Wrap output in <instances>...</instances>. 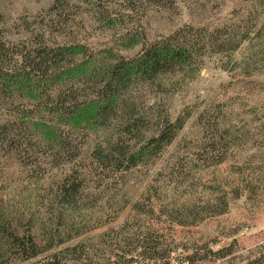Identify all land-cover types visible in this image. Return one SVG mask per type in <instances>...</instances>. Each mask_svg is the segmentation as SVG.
<instances>
[{
	"label": "trees",
	"instance_id": "obj_1",
	"mask_svg": "<svg viewBox=\"0 0 264 264\" xmlns=\"http://www.w3.org/2000/svg\"><path fill=\"white\" fill-rule=\"evenodd\" d=\"M253 2L245 18L238 10L213 27L184 25L142 43L131 56L54 45L34 31L31 40L13 43L0 28V158L20 167L32 186L25 207L0 201V264H264V241L244 251L235 243L212 250L205 243L164 240L154 227L200 221L194 209L179 218L162 211L168 176L184 164L224 163L248 142L247 126L227 122L224 104L213 100L195 116L198 138L189 139L192 151L182 154L188 161L179 155L170 168L152 172L193 113L173 117L155 96L139 101L133 95L168 93L178 76L195 74L210 56L231 57L236 71L242 61L233 56L244 44L255 41L264 55V0ZM126 44L136 46L139 39L131 36ZM244 64L241 73L250 77ZM237 164L243 173L241 187H234L238 197L252 192V175L264 178V170ZM141 178L148 181L146 194L132 201L124 199L127 192L119 194ZM226 196L206 203L214 216L225 212Z\"/></svg>",
	"mask_w": 264,
	"mask_h": 264
},
{
	"label": "rangeland",
	"instance_id": "obj_2",
	"mask_svg": "<svg viewBox=\"0 0 264 264\" xmlns=\"http://www.w3.org/2000/svg\"><path fill=\"white\" fill-rule=\"evenodd\" d=\"M253 1L58 0L55 8L50 9L54 0H0V28L7 41L13 43L31 40L30 31H34L44 33L45 39L54 45L80 44L94 54L112 48L120 51L121 55L131 56L142 43L166 36L184 25L213 27L233 17L238 10L239 15L243 14L245 18ZM263 23L264 10L260 19V24ZM131 36L139 39V44L125 47L129 45L126 43ZM254 43L250 46L244 44L234 54V59L242 61V67L239 65L236 71H232L228 63L231 57L210 56L195 74L183 78L178 76L168 93L157 94L156 89H151L133 94L134 98L142 101L155 96L161 111H167L173 117L182 112L193 113L177 140L152 165L149 170L152 172L170 168L177 163L173 162L176 156L188 151L191 153L187 146L193 140L189 143V139L198 138L195 116L210 108L213 100L224 104L222 110L227 122L247 126L248 142L236 148L224 163L195 169L184 164L182 172L175 169L168 176V200L161 205L162 211L179 218L183 214L192 216L194 209L195 213H199L200 221L191 225L186 220V226L164 222L159 227L154 223V227L160 228L165 235L164 240L205 243L212 250L235 243L241 251L264 241V178L254 173L251 193L240 191L237 197L234 192V187H241L240 175L243 174L235 168L237 163L248 162L245 168L249 171L264 170V55ZM244 63L252 72L250 77L241 73ZM181 157L187 158L185 155ZM144 173L139 174L144 176ZM24 176L20 167L8 165L0 158V201L9 202V205L12 200L16 205L22 201V207H25L32 186ZM141 179L134 184L130 181L119 194L127 192L124 199L130 201L141 193L146 194L148 181ZM224 192L227 193L226 210L214 216L216 209L206 203L213 201L215 195L223 197ZM156 206L157 201H154ZM157 213L160 215L162 212L158 209ZM163 219H166L165 216Z\"/></svg>",
	"mask_w": 264,
	"mask_h": 264
}]
</instances>
